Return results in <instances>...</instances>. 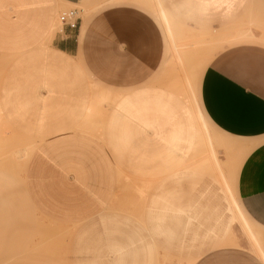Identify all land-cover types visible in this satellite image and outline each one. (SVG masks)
Masks as SVG:
<instances>
[{"label": "rangeland", "instance_id": "1", "mask_svg": "<svg viewBox=\"0 0 264 264\" xmlns=\"http://www.w3.org/2000/svg\"><path fill=\"white\" fill-rule=\"evenodd\" d=\"M121 1L127 0L108 2ZM128 1L154 17L164 36V54L140 86L118 91L91 82L83 123L95 124L107 135V118H101L100 111L114 109L108 130L115 134L109 142L123 147L116 153L113 197L88 221L59 223L43 215L29 204L24 190L23 173L35 146L33 138L5 124L0 131V264H204L205 257L208 264H260L249 250L251 237L233 220L230 206L233 198L252 231L262 232L243 209L237 192L240 165L254 142L229 135L209 120L201 107L199 85L207 63L240 39L239 34L251 26L264 34L261 0H256L258 10L252 16L239 19L247 26L237 32L187 23L163 0ZM58 2V14L79 10L81 31L105 6ZM58 14L49 36L61 26ZM4 62L0 58V69ZM194 97L208 126L207 133L196 129V136L190 116ZM143 112L145 116L138 119ZM207 134L216 162L209 158Z\"/></svg>", "mask_w": 264, "mask_h": 264}, {"label": "crops", "instance_id": "2", "mask_svg": "<svg viewBox=\"0 0 264 264\" xmlns=\"http://www.w3.org/2000/svg\"><path fill=\"white\" fill-rule=\"evenodd\" d=\"M64 1L105 6L82 31L80 17L76 27L61 23L49 36L58 0H0V58L5 60L0 131L8 124L35 143L23 173L29 204L51 220L79 223L101 213L113 197L116 153L123 149L109 142L115 134L108 130L114 109L100 111L107 118V135L99 130L100 138L82 128L91 82L118 91L147 82L163 58L164 36L154 17L132 1ZM163 1L183 21L219 32L246 27L239 19L258 10L256 0ZM261 4L264 9V0ZM239 38L207 63L199 96L217 128L254 142L240 165L237 192L245 212L262 228L261 256L248 247L264 264V34L251 26ZM190 116L196 136L193 110ZM203 262L208 264V257Z\"/></svg>", "mask_w": 264, "mask_h": 264}, {"label": "bare ground", "instance_id": "3", "mask_svg": "<svg viewBox=\"0 0 264 264\" xmlns=\"http://www.w3.org/2000/svg\"><path fill=\"white\" fill-rule=\"evenodd\" d=\"M160 15L164 17V12L163 10L161 9L160 10ZM167 28V26H166ZM168 32V31H167ZM172 33V31L170 32ZM175 47V44L173 43L172 44V47ZM172 49V48H170ZM178 52V56H179V51L176 50V53ZM174 53V52H173ZM175 53V54H176ZM176 55V56H177ZM196 64V63H195ZM199 64V63H198ZM185 65V64H184ZM200 65V64H199ZM199 65L196 67V70L198 69ZM195 70V71H196ZM194 71V72H195ZM190 104H191V107H192V110H193V114H194V118H195V122H196V125L198 126L197 130L199 128H201V130H204L205 133H207L208 131V127L206 126V124L204 123L203 119L201 118L198 110H197V107H196V104H195V100L194 98H192L190 100ZM84 130L88 131L89 133L95 135V136H98V129H97V126H95L94 124L92 125H88V123H85L83 125ZM200 130V129H199ZM206 141V140H205ZM206 145L208 146V152L210 154V159H212L214 162H216V154H215V150H214V147H213V144H212V141L211 139L209 138L208 134H207V141H206ZM33 147V146H32ZM34 148V147H33ZM32 148V149H33ZM206 161H208V159H206ZM205 163V162H204ZM218 167V166H217ZM215 167V168H217ZM219 168V167H218ZM230 206H231V211H232V218L233 220L237 221V223L239 224V227L241 228L242 232H244V235L247 234L246 236L247 237H251L252 239V243H253V246L255 247L256 249V253L261 256V238H262V232L260 233H255L254 231H252L251 229V226L248 222V220L245 218V216L242 214L241 210L239 209L237 203L234 201V199L232 198L231 202H230ZM240 230V229H239ZM249 235V236H248ZM250 239V240H251ZM249 241V240H248ZM253 246L251 247V249L253 248Z\"/></svg>", "mask_w": 264, "mask_h": 264}, {"label": "built area", "instance_id": "4", "mask_svg": "<svg viewBox=\"0 0 264 264\" xmlns=\"http://www.w3.org/2000/svg\"><path fill=\"white\" fill-rule=\"evenodd\" d=\"M78 12L79 10L77 8L67 9L59 14L58 19L60 23H65L69 27L74 28L80 18Z\"/></svg>", "mask_w": 264, "mask_h": 264}]
</instances>
